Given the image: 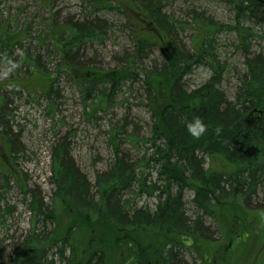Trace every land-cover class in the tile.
<instances>
[{"label":"trees","instance_id":"obj_1","mask_svg":"<svg viewBox=\"0 0 264 264\" xmlns=\"http://www.w3.org/2000/svg\"><path fill=\"white\" fill-rule=\"evenodd\" d=\"M219 1L234 7L236 25L220 24L206 13H195L190 23L177 20L167 11L169 0H82L89 8L83 19L62 25L54 19L53 45L61 53L70 80L82 87L86 108V99L96 100L88 107L92 113L109 107L124 83H143L151 114L150 137L144 144L151 153L134 161L123 153L119 132H114L115 156L93 186L76 167L67 138L58 140L51 157V204L42 192L27 187L22 173L13 168L4 173L0 168V223L13 213L1 209V192L9 189L13 179L32 213L30 232L11 239L14 253L9 259V246L0 237V264H113L116 260L141 264L146 242L150 243L146 251L160 249L162 264H182V238H193L197 254L201 250L198 240L213 242L215 231L205 221L218 220L230 207L236 209L238 220V213L253 214L248 212L252 207L264 212V50L253 51L254 41L264 42V0ZM103 11L125 14L133 30L136 45L125 54L123 68L105 71L84 62L89 44L107 40L110 26L101 16ZM191 25L195 34L190 51L179 34ZM222 31L237 33L245 58L246 73L239 78L234 101L221 89L228 70L216 47V36ZM25 40L10 24H0V63L18 65L15 50ZM155 48L161 51L160 61L152 58ZM29 58L26 52L23 64ZM39 61L36 57L35 63ZM200 66H207L212 76L189 91L186 78ZM50 80L43 97L54 112L58 78ZM13 92L22 94L20 89ZM8 108V101L1 97L0 135L9 154L15 155L13 144L18 136H11L4 124ZM194 117L208 126L198 139L185 127ZM154 172L156 178L150 182ZM189 190L194 194V217L185 207ZM128 194L155 197L156 205L153 210L137 208L124 199ZM248 228L243 226L242 233L250 234Z\"/></svg>","mask_w":264,"mask_h":264},{"label":"rangeland","instance_id":"obj_2","mask_svg":"<svg viewBox=\"0 0 264 264\" xmlns=\"http://www.w3.org/2000/svg\"><path fill=\"white\" fill-rule=\"evenodd\" d=\"M167 11L175 19L189 23L196 17L195 13H206L220 24L236 25L234 7L219 0H169ZM88 14L89 8L82 0H0V24H10L14 31H20L26 38L15 50L18 65L0 63V102L4 97L9 103L4 124L8 126L11 136H18L13 144L17 153L10 155L5 139L0 135V168L4 173L12 168L22 173L27 187L42 192L49 204L54 192L50 181L52 148L58 140L67 138L76 167L93 186L97 175L108 170L115 156L114 141L111 140L114 132H119L117 140L123 153L134 161L151 153L144 144V140L150 137L151 114L146 106L143 83H124L111 105L94 114L88 107L96 100L86 99V108L82 87L70 80L61 53L53 45L50 35L54 30V19L57 25H62L67 20L76 21ZM101 16L110 26L107 40L103 44H89L84 62L105 71L123 68L121 63L125 54L132 52L136 45L133 30L127 26L125 14L103 11ZM193 28L194 25L187 26L179 34L182 45L190 51L195 34ZM216 40L219 58L228 66L221 89L234 101L239 78L246 73L245 58L238 48L240 41L234 31L219 32ZM262 50L264 42L259 39L254 41L253 51ZM26 52L30 55L29 63L23 64L22 58ZM152 54V58L160 61L162 54L159 48H155ZM36 57H39V64L35 63ZM51 76L58 78L56 89H59V95L54 97V112L49 101L43 97L51 85ZM211 76L212 72L207 66L197 67L186 78V87L189 91L198 89ZM14 89L22 90V94H14ZM155 178L154 172L149 181L153 182ZM1 195V209L13 211L7 214L5 223H0V237L5 240L6 247L9 246V259L14 253L10 247L11 239H18L30 232L32 213L15 179ZM193 195L190 190L185 194V207L190 217L196 215ZM124 199L130 200L137 208L153 210L156 205L155 197L146 194L137 197L128 194ZM249 209L248 212L253 214L238 213L245 222L236 219V209L233 207L226 208L218 220L205 221L215 231V236L213 242L198 240L197 245L203 252L199 250L198 254L195 253L193 238H187L188 241L182 238V264H264V212H256L253 207ZM243 226L249 227V231H246L250 233L249 236L242 233ZM50 229L53 226H49ZM149 244L146 242L143 260L140 257L141 264H162L158 255L160 249L155 247L146 251ZM133 263L129 260L125 264ZM113 264L124 263L116 260Z\"/></svg>","mask_w":264,"mask_h":264},{"label":"clouds","instance_id":"obj_3","mask_svg":"<svg viewBox=\"0 0 264 264\" xmlns=\"http://www.w3.org/2000/svg\"><path fill=\"white\" fill-rule=\"evenodd\" d=\"M185 127L189 135H191L193 138L198 139L205 134L208 126L203 122L201 118L194 117L192 120L187 122Z\"/></svg>","mask_w":264,"mask_h":264},{"label":"flooded vegetation","instance_id":"obj_4","mask_svg":"<svg viewBox=\"0 0 264 264\" xmlns=\"http://www.w3.org/2000/svg\"><path fill=\"white\" fill-rule=\"evenodd\" d=\"M249 236V235H248Z\"/></svg>","mask_w":264,"mask_h":264}]
</instances>
